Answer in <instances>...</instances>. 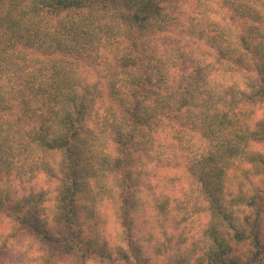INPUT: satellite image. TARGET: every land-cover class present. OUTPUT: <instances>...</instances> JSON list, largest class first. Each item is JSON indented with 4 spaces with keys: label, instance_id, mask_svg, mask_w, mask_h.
Listing matches in <instances>:
<instances>
[{
    "label": "trees",
    "instance_id": "16d2710c",
    "mask_svg": "<svg viewBox=\"0 0 264 264\" xmlns=\"http://www.w3.org/2000/svg\"><path fill=\"white\" fill-rule=\"evenodd\" d=\"M19 243L264 264V0H0V256Z\"/></svg>",
    "mask_w": 264,
    "mask_h": 264
},
{
    "label": "rangeland",
    "instance_id": "374dc122",
    "mask_svg": "<svg viewBox=\"0 0 264 264\" xmlns=\"http://www.w3.org/2000/svg\"><path fill=\"white\" fill-rule=\"evenodd\" d=\"M174 185L171 186L169 189L167 190L170 193V197H171V201H172V206H174V203L176 202V205H179L180 202H187V200L189 199L188 197L184 196V192L186 191V189H188V192H193L197 195L198 194V187L196 184H192L189 178H185V176L183 178H181V182H177L176 180H174ZM191 189V190H190ZM153 199H155L153 197ZM145 202H146V197L144 198ZM148 205V204H147ZM178 216V215H177ZM180 216V215H179ZM203 218L201 219L198 218L197 216L195 218H192V216L190 218H188L187 220H185V222H181L180 225L175 224V226H178L179 228H186L189 229L191 228L193 230V232H195L198 228L199 225L201 224V222H203ZM150 225H152V223H150ZM147 226V225H146ZM146 226H141L143 229H145ZM149 226V225H148ZM150 227V226H149ZM179 228L175 227L174 231L172 228V236H173V232L178 233L180 230ZM142 233H140L139 235H141ZM190 235V233H188ZM119 234L117 232L114 233V237L115 238H119L118 237ZM25 244V243H24ZM24 244L23 243H19L18 246L13 247L10 251H8L6 254L1 255L0 256V264H19V263H23L24 262H30L33 261V256H32V251H34L35 246L33 245L30 249H26L24 250ZM23 246V248H21ZM29 246H31L29 244ZM159 260V262H158ZM157 262L159 264H165L166 260L165 259H160V258H156L152 264H157ZM170 262V260H169Z\"/></svg>",
    "mask_w": 264,
    "mask_h": 264
}]
</instances>
